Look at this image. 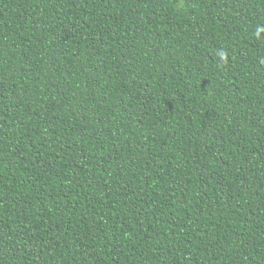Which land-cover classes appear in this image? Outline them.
<instances>
[{
    "label": "trees",
    "instance_id": "trees-1",
    "mask_svg": "<svg viewBox=\"0 0 264 264\" xmlns=\"http://www.w3.org/2000/svg\"><path fill=\"white\" fill-rule=\"evenodd\" d=\"M0 264H264V0H0Z\"/></svg>",
    "mask_w": 264,
    "mask_h": 264
}]
</instances>
